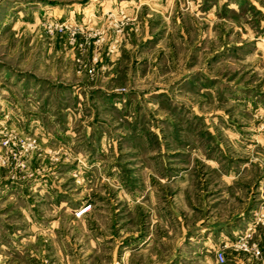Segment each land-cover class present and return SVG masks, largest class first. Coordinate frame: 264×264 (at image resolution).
<instances>
[{
  "label": "rangeland",
  "instance_id": "374dc122",
  "mask_svg": "<svg viewBox=\"0 0 264 264\" xmlns=\"http://www.w3.org/2000/svg\"><path fill=\"white\" fill-rule=\"evenodd\" d=\"M218 248L264 264V0H0V264Z\"/></svg>",
  "mask_w": 264,
  "mask_h": 264
},
{
  "label": "built area",
  "instance_id": "2783aa9c",
  "mask_svg": "<svg viewBox=\"0 0 264 264\" xmlns=\"http://www.w3.org/2000/svg\"><path fill=\"white\" fill-rule=\"evenodd\" d=\"M90 208V205L83 206L80 210L77 211V215H81L85 213L88 209ZM215 260L218 264L224 263L225 260V255L224 252L221 249H216L215 250Z\"/></svg>",
  "mask_w": 264,
  "mask_h": 264
},
{
  "label": "crops",
  "instance_id": "0c3cea01",
  "mask_svg": "<svg viewBox=\"0 0 264 264\" xmlns=\"http://www.w3.org/2000/svg\"><path fill=\"white\" fill-rule=\"evenodd\" d=\"M88 211V210H87Z\"/></svg>",
  "mask_w": 264,
  "mask_h": 264
}]
</instances>
